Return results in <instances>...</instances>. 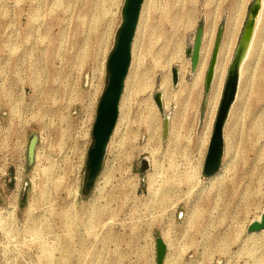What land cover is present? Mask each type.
<instances>
[{
	"label": "rangeland",
	"instance_id": "374dc122",
	"mask_svg": "<svg viewBox=\"0 0 264 264\" xmlns=\"http://www.w3.org/2000/svg\"><path fill=\"white\" fill-rule=\"evenodd\" d=\"M256 1L145 0L120 128L87 190L125 0H0V264H157L159 237L168 244L164 264L264 256V226L252 229L264 220V34L225 128L220 175L204 173L220 106L208 125L205 83L217 35L233 31L227 79ZM200 26V98L160 109L162 79L178 91L173 72L187 67L192 80Z\"/></svg>",
	"mask_w": 264,
	"mask_h": 264
},
{
	"label": "water",
	"instance_id": "95a60500",
	"mask_svg": "<svg viewBox=\"0 0 264 264\" xmlns=\"http://www.w3.org/2000/svg\"><path fill=\"white\" fill-rule=\"evenodd\" d=\"M145 0H125L123 9L124 21L117 36L116 45L108 59V84L102 94L98 106L97 119L93 128L94 143L88 155V177L86 189L90 190L100 172L102 171L108 147L120 116V104L124 94L126 79L130 71L133 58V44L140 21L142 7ZM262 9V0H257L251 7L248 21L240 37L234 58L229 67L227 79L220 101V106L210 141L206 158L204 173L213 176L221 169L225 154V128L228 123L233 105L237 99L240 70L244 59L252 44L256 25ZM223 31H219L214 47L210 66L206 75V90L212 84L218 56L221 48ZM204 39V28L200 26L197 31L195 43L191 49L192 66L195 72L198 68ZM174 83H178L179 72H173ZM160 109H163L160 95H156ZM169 117L164 121V135L168 134ZM38 136L33 135L29 148L28 160L32 165L35 161ZM142 171L150 168L147 158L142 160ZM264 226V220L255 223L252 229L256 230ZM167 244L163 238H157V264H164L167 255Z\"/></svg>",
	"mask_w": 264,
	"mask_h": 264
},
{
	"label": "bare ground",
	"instance_id": "6f19581e",
	"mask_svg": "<svg viewBox=\"0 0 264 264\" xmlns=\"http://www.w3.org/2000/svg\"><path fill=\"white\" fill-rule=\"evenodd\" d=\"M145 2V1H144ZM144 5V4H143ZM143 8V7H142ZM142 15H143V12H141V16H140V21H139V24H138V29H137V32H136V36L135 38H137V35L140 33V24H141V21H142ZM263 15H264V0H262V9H261V12H260V16L258 18V21H257V25H256V30H255V33H254V37H253V40H252V44L250 45L249 47V50H248V53L244 59V62L242 64V67H241V70H240V81H239V88H238V95H237V99L233 105V108L236 106L237 102H238V99L240 97V93H241V90H242V85L244 83V76H245V70H246V66L248 64V62L250 61V59L253 57L254 55V52L256 47H257V42L260 41L259 39L263 36L264 34V26L262 24L263 22ZM227 24V23H226ZM211 25V24H209ZM212 27V26H211ZM214 28V27H213ZM208 29V28H207ZM205 29V30H207ZM234 30V29H233ZM225 31V30H224ZM207 32V31H206ZM232 32H230L229 28L224 32V35H223V38H222V43H221V48H220V52H219V56H218V61L216 63V67H215V72H214V78H213V81H212V84L210 86V88L208 90H206V98H207V106H208V113H206L208 115V125L211 124L212 122V119L214 117V114L216 112V109L217 107L219 106V103H220V100H221V97H222V93H223V89H224V83H225V79H226V73H227V60H228V55L230 54V51H231V42L232 41ZM211 34V33H210ZM235 34V33H234ZM206 35V34H204ZM139 36V35H138ZM206 37V36H205ZM208 37V36H207ZM210 37V36H209ZM212 37V36H211ZM262 39V38H261ZM134 41H136L134 39ZM204 41V40H203ZM208 43V41H207ZM134 45L135 43L133 44V58H134ZM207 45V44H206ZM205 45V46H206ZM207 49V48H206ZM209 50V49H208ZM204 46H202V50H201V58H200V62H199V65H198V68L197 70L194 72V75L192 77V80L191 82L187 80L188 78V75H189V72L187 71V67L186 68H183L181 67V70H180V82H179V87H180V90L178 91H174L171 87V84L168 80L166 79H162L161 81V85H160V89L163 91L164 93V97L165 98V105L163 107V110H168L170 109V105L172 103L173 100H176V102L178 103V100L181 96H184L185 98L187 97H192V96H195L197 97L198 99L200 98V86H201V83H202V80H203V76H204V61L206 58L204 54ZM210 51V50H209ZM206 52V51H205ZM263 57V56H262ZM178 59V58H177ZM133 62V61H132ZM207 62V61H206ZM208 63V62H207ZM132 65V64H131ZM183 65V64H182ZM206 67V66H205ZM264 71V70H263ZM131 72H132V67H130V71H129V74L127 76V79H126V85L125 87L127 86V84L129 83L130 79H131ZM206 72V71H205ZM136 73V72H135ZM132 76H133V72H132ZM166 77V76H165ZM264 77V76H263ZM247 78V77H246ZM168 79V77H167ZM246 82V81H245ZM125 91V90H124ZM205 95V94H204ZM123 99L121 100V104H120V116H119V119H118V123L116 125V128L114 130V134L113 136H115L118 132V129L120 128V123H121V118H122V108H123V103H124V97H122ZM183 100V99H182ZM188 100V99H187ZM191 100V99H190ZM199 101V100H197ZM180 102V101H179ZM191 102V101H190ZM188 104V103H187ZM232 108V110H233ZM162 110V111H163ZM230 118V117H229ZM227 126V125H226ZM209 129V128H208ZM169 132V131H168ZM164 133V132H163ZM164 135V134H163ZM113 136L111 138V141L110 143H112V139H113ZM115 138V137H114ZM111 145V144H109ZM51 171V169H48ZM50 173V172H49ZM51 174V173H50ZM52 175V174H51ZM216 176L220 175V172L216 173L215 174ZM48 176V173H46V177ZM45 177V176H44ZM51 178V177H50ZM125 180V179H124ZM127 180V179H126ZM45 181V180H44ZM151 182V181H150ZM128 183V182H127ZM129 185V184H128ZM127 185V186H128ZM152 185V184H151ZM170 185V184H169ZM134 186V185H132ZM125 187V186H124ZM150 189L152 190L153 188H151V186H149ZM169 187V186H168ZM127 188V187H126ZM129 188V187H128ZM133 188V187H132ZM160 188V187H159ZM163 189V188H162ZM168 189V188H167ZM171 189V187H170ZM169 189V190H170ZM122 190V189H121ZM123 191V190H122ZM125 191V190H124ZM128 191V190H127ZM156 191V190H155ZM154 191V192H155ZM151 193V192H150ZM157 193V192H156ZM124 195V194H123ZM130 195V194H129ZM164 195V194H163ZM169 195V194H168ZM125 197V195H124ZM164 199V198H163ZM164 201V200H163ZM111 202V201H110ZM108 206V205H107ZM99 209V208H98ZM96 210V209H95ZM102 213V212H101ZM65 214V213H64ZM95 214V212H94ZM103 214V213H102ZM101 214V215H102ZM98 215V214H97ZM68 216V214L66 215ZM103 216V215H102ZM69 217V216H68ZM100 217V216H99ZM100 220V219H99ZM97 228V227H96ZM263 233V232H262ZM255 235V234H254ZM250 237V236H249ZM164 239V238H163ZM248 239V238H247ZM246 239V240H247ZM245 240V241H246ZM252 240V239H250ZM249 240V241H250ZM256 240V239H255ZM165 241V240H164ZM259 241V239H258ZM166 242V241H165ZM258 243V242H257ZM167 244V242H166ZM255 245V244H254ZM167 247H168V244H167ZM257 247V245H256ZM252 249V248H251ZM251 252V251H250ZM249 253V252H248ZM253 253V252H252ZM249 254V259L250 257H252L251 259V262L249 264H264V256H257L255 253V256L253 254ZM248 256V255H247Z\"/></svg>",
	"mask_w": 264,
	"mask_h": 264
}]
</instances>
